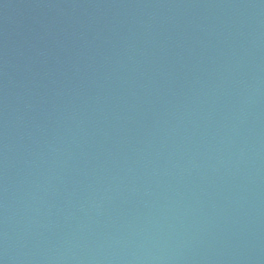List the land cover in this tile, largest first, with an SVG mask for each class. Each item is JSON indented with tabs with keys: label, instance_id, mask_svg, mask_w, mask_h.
Returning <instances> with one entry per match:
<instances>
[{
	"label": "water",
	"instance_id": "water-1",
	"mask_svg": "<svg viewBox=\"0 0 264 264\" xmlns=\"http://www.w3.org/2000/svg\"><path fill=\"white\" fill-rule=\"evenodd\" d=\"M0 264H264V0H0Z\"/></svg>",
	"mask_w": 264,
	"mask_h": 264
}]
</instances>
